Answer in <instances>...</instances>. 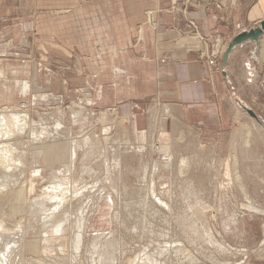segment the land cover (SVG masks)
Segmentation results:
<instances>
[{
    "label": "rangeland",
    "instance_id": "374dc122",
    "mask_svg": "<svg viewBox=\"0 0 264 264\" xmlns=\"http://www.w3.org/2000/svg\"><path fill=\"white\" fill-rule=\"evenodd\" d=\"M216 1L220 3L222 0ZM35 2L36 0H0V8L3 9V14L0 13V46L3 49L0 52L7 53L10 57H16L17 55L28 57L36 61L35 66L40 69V72L45 70L44 68H52L62 73L65 69V63L59 58L51 56L49 52L51 50L63 51V49L58 45L49 46L48 42L50 40L48 38H40V41L33 43L34 39L41 37L39 31L34 29L33 24L32 26L31 24L25 26V21H23L24 28L21 27L23 30L20 35V44L13 35L18 31L13 30L14 27L12 26L16 21L21 26L22 20L20 18L32 15L31 13L24 15L23 11L28 10V7H34ZM184 2L189 3L190 1L184 0ZM23 6L27 8L24 9ZM11 8L18 9L19 13L12 16L4 15L6 9ZM150 13L151 11L148 15ZM14 17L17 19L13 21ZM187 22L192 27L195 26L192 20H187ZM203 40L206 46L204 58L207 63L211 64L214 69L223 68L221 62L227 46L225 38L214 33L212 36L203 37ZM94 53L98 55L100 51L96 49ZM71 56L73 58V55ZM74 66L76 64L73 62V68ZM22 67L25 69L27 64H20V68ZM243 80L249 83L250 92L249 94L241 93L243 96L240 97L254 109L252 110L264 124V90L258 84V78L247 79L243 76ZM83 82V84H78L80 82L68 80V83L73 84L74 89L72 88L73 92L68 93L64 99L62 98L63 100H61L60 95L46 94V92L39 96L36 94L30 95L33 101L27 100V98L0 104V108L14 106V108L17 107L21 110V108L24 107L25 109L26 107L31 118L36 121L34 126L38 128L35 133H27L26 131L23 137L20 136L22 138L15 136L14 139H11L12 141L18 139L24 141L22 145H26L24 149L25 152L28 151L24 155V162H26L24 164L27 169L25 166V168L22 167L24 169L22 175L20 171L23 169L16 171L17 177L12 173V178L3 185L6 189L4 187V189H0L3 190L0 195V232L2 229L4 230L0 233L3 235H0V246L5 242L12 245V240H16V243L19 244V246L18 244L14 245L18 247L14 248L13 246L10 264H28L30 261L33 263L29 264H99L97 258L101 249L106 247L104 240L110 233L109 237L113 234L118 239L114 241L115 244L106 247L108 250L105 248L106 255L112 252L115 258L118 256L119 260L113 262V264H127L126 260L139 252L141 250L139 248L143 246H145L143 250L152 253H155L158 248L166 246L171 250L167 252L168 256H165L167 255L165 254L161 257L169 258L170 260H168L172 262L177 260V263L179 261L192 263L193 260L187 262V259H189L187 253H190V255L193 253L197 260L207 264L212 262L223 264V262L230 263L241 260H243V264H264V254L261 255L264 253L261 251L262 248L264 249V126L255 121L256 119L244 108L239 107L240 110L231 115L233 121L230 126L219 131L220 136L215 142H199L190 134L185 136L186 139H179L176 143L170 140L166 144L163 139L167 136L161 134L162 130H166L167 133V125L170 121V116L165 114L167 111L162 109L165 102L159 98L156 100V96H154L144 100H135L136 103L134 104H138L139 107L134 106L133 108L132 105L129 110L121 109V103L104 106L101 104V96L99 95L100 90L103 88L102 85L96 87L88 81ZM244 89L245 87L240 86V90ZM22 90L24 93L29 92L26 81L22 84ZM26 95L27 93L24 94V96ZM246 98H248V103L244 100ZM38 101L46 102L38 103ZM57 101L60 102L55 103ZM81 106H84L85 110L83 109L80 115H76L77 119L73 120L71 110L74 107ZM55 107L62 111L61 121L63 120L62 122L69 128L70 132L68 134L62 131L64 133H60L59 136L58 131L49 134H46L47 132L44 130L43 133L41 131L44 123L50 131L52 123L55 122L54 120L60 118L57 113L58 117L57 115L48 114ZM106 109L108 115L101 120V111H106ZM45 113L46 117H43ZM150 120L153 122L152 128H149ZM122 121L125 125L124 131L121 130L119 125ZM244 123L249 126L247 127L250 131H246L247 127L244 126ZM256 125L260 128H256ZM86 130L88 134H85ZM120 132L123 133V136ZM83 133L88 138L90 137L92 143L89 145L84 143V145L77 147L73 156L69 145L70 140L73 138L78 139L79 136L81 139L84 136ZM64 134L67 136H64ZM33 135L34 138H32ZM24 138H27L29 142L25 141ZM120 138L122 139L120 140ZM97 139H100V145ZM95 141L96 144L98 143L97 145L94 144ZM244 145L246 146L244 147ZM165 146L166 149H164ZM31 147L34 149H30ZM38 147H41V149ZM83 148H86V151ZM35 149L37 154L34 152ZM91 152L94 153L90 154ZM31 153H33V156ZM87 154L88 156H86ZM106 155L107 157H104ZM30 157L35 162H31ZM113 157L115 158L113 159ZM114 160L119 163H115ZM250 161H252L251 165ZM234 163L237 171L233 166ZM30 165L35 168L32 169ZM243 167L247 168L244 169ZM180 169L181 171H179ZM1 170L2 173L5 172L3 168H0V173ZM242 172L243 174H241ZM104 175L107 181L103 180ZM109 178L112 182L111 187L109 186ZM152 182H154V185ZM239 184L245 186L246 195L241 192L238 187ZM0 186L2 185L0 184ZM112 186L119 187H115V192L114 190L112 192ZM152 187L158 196L171 206L165 207L158 204L160 202L151 195ZM48 194L55 197L50 198ZM247 196L255 205L263 209L254 211L245 201L248 199ZM95 197L98 198L95 200ZM192 197L194 198L192 199ZM92 200L93 203H91ZM58 201L61 202L57 206ZM62 205L66 207L63 208L64 210ZM95 205L97 206L95 207ZM204 208L206 211L203 210ZM88 209H90V212ZM58 212H63V214L58 215ZM189 213L192 217L195 216V224H190L191 222L187 219L191 220V218L185 217ZM198 215H201L200 219ZM74 216L77 217L78 221ZM74 219L77 224L76 221L74 223ZM1 222L3 223L1 224ZM55 224H58L60 228L56 227L55 229V226H57ZM199 226H201L200 230L202 231L204 228L209 230L215 236V241H217L210 243L205 241L206 239L200 233L197 235L192 233L193 228ZM100 233H104L103 236ZM94 234L99 236L94 237ZM78 235L81 238H78ZM92 235H94L93 240ZM97 236L102 239L97 238ZM5 237L7 241H5ZM178 240L182 242L180 243ZM77 241L78 246H76ZM95 243L97 246H95ZM178 243L181 244V247L184 245L187 248L183 247L179 250L180 252H174V246ZM159 244H163V247H160ZM92 245L95 246V254ZM224 245L235 249L229 247L228 251L223 252L221 247H224ZM184 249L189 252H185ZM230 250H232V253L229 252ZM244 250L247 251L245 255H243ZM90 252L93 253L90 255ZM203 252L206 253L203 254ZM119 255L121 256L119 257ZM208 256H213L214 259ZM91 257L92 259H90ZM102 263L108 264L109 262Z\"/></svg>",
    "mask_w": 264,
    "mask_h": 264
},
{
    "label": "crops",
    "instance_id": "0c3cea01",
    "mask_svg": "<svg viewBox=\"0 0 264 264\" xmlns=\"http://www.w3.org/2000/svg\"><path fill=\"white\" fill-rule=\"evenodd\" d=\"M189 1L36 0L34 7L23 11L32 15L20 18L21 26L16 21L12 27L18 33L12 34L20 44L23 21L25 26L33 24L41 36L33 43L48 38L49 46L61 47L63 51L49 53L65 63V69L40 72L36 61L0 52V104L32 100L30 95L46 92L63 100L74 89L68 80L88 81L102 85L99 95L104 106L121 103V109L129 110L132 105L139 107L135 100L154 96L165 102L162 109L170 121L167 133L162 130L161 134L167 136L166 144L190 134L199 142H215L219 131L232 123L236 107L253 109L240 97L250 92L243 76L258 78L264 90V34L257 48L253 41H245L230 50L221 69L205 60L203 37L217 33L228 44L239 31L264 18V0ZM5 12L6 16L19 13L16 8ZM96 49L100 54L94 53ZM23 63L25 69L20 68ZM24 81L28 83L26 96ZM42 102L46 101H38Z\"/></svg>",
    "mask_w": 264,
    "mask_h": 264
},
{
    "label": "bare ground",
    "instance_id": "6f19581e",
    "mask_svg": "<svg viewBox=\"0 0 264 264\" xmlns=\"http://www.w3.org/2000/svg\"><path fill=\"white\" fill-rule=\"evenodd\" d=\"M222 63V62H221ZM222 66V65H221ZM222 67H224V66H222ZM263 81H264V79H263ZM263 81H262V84H263ZM264 85V84H263ZM78 104V103H77ZM20 107V106H19ZM68 108V107H67ZM85 107L84 106H81V107H74V109H72L71 110V113L73 114V120H75V119H77V117H76V115H80L82 112H83V109H84ZM165 108L167 109V107L165 106ZM23 109V110H22ZM85 110V109H84ZM238 110H240L239 108H237L236 107V110L235 111H237L238 112ZM102 113H101V120L102 119H105L106 118V116L108 115V110L106 109V111H101ZM50 113V115H52V116H56L57 114L59 115V117L60 118H57L56 120H54L55 122H51L52 123V126H51V128H50V131H48V128L46 127V123H44L43 124V127H41L42 128V133L44 132V131H46L47 133L46 134H49V133H53L54 131H58V133H59V136L62 134V133H64V132H62V131H65V134L67 133H69L70 131H69V128L61 121V115H62V111L59 109V108H53L52 109V111H50V112H48V114ZM57 113V114H56ZM40 114V113H39ZM44 114V113H43ZM171 114V113H170ZM40 115H42V114H40ZM49 115V116H50ZM58 115H57V117H58ZM88 115V114H87ZM39 116V115H38ZM83 116H84V114H83ZM154 116V115H153ZM42 117V116H41ZM43 117H46V113H45V116H43ZM85 117V116H84ZM171 117H172V115H171ZM49 118V117H48ZM56 118V117H55ZM54 118V119H55ZM63 118V117H62ZM44 119V118H43ZM43 119H41V120H43ZM53 119V118H52ZM49 120V119H48ZM82 120V119H81ZM38 121V120H37ZM44 121V120H43ZM51 121V120H50ZM49 121V122H50ZM255 121H257V120H255ZM254 122V121H253ZM258 122V121H257ZM39 123H42V122H39ZM153 123V122H152ZM152 123H150V125L152 124ZM48 124V123H47ZM257 124V123H256ZM261 126L262 125H264L263 123L261 124V123H259ZM34 125H36V121L35 120H33L32 118H31V116H30V113H29V110L25 107V109H24V107L23 108H21V110L19 109V108H17V107H15L14 108V106L13 107H10V106H6V107H1L0 108V168H3L4 170H5V172L4 173H2V170H1V173H0V184L2 185V186H0V189H4L5 188V186H3L4 185V183L6 184V183H8V181H9V179H11L12 178V173L16 176L17 175V173H16V171H20L21 169H23L22 167H24L25 166V164L24 163H26V162H24L25 160H24V155H25V153L27 152L28 153V151H26L25 152V149H24V147L26 146H24V145H22L23 144V140H21V139H18V140H16V141H12L11 139H14V137L15 136H22L23 137V135L26 133V131H27V133H29V132H31V133H35V131L38 129V128H36V126H34ZM41 125V124H40ZM51 125V124H50ZM120 125V127H121V130H123V128L125 127V125H124V123H123V121H122V123H120L119 124ZM243 125V124H242ZM246 124L244 123V126H245ZM172 126V125H171ZM174 126V125H173ZM176 126V125H175ZM248 125H246V127H247ZM253 126V125H252ZM92 127V126H91ZM90 127V128H91ZM109 127V126H108ZM242 127V126H241ZM249 127V126H248ZM248 127H247V130L246 131H250V129L248 130ZM256 128H260V126H258V125H256L255 126ZM40 128V129H41ZM46 128H47V130H46ZM158 128V127H157ZM86 129V128H85ZM105 129V128H104ZM244 129V128H243ZM44 130V131H43ZM84 130V129H83ZM103 130V129H102ZM173 130H175V127H174V129ZM262 130V129H261ZM109 131V130H108ZM124 131V130H123ZM126 131V130H125ZM117 132V131H116ZM115 132V133H116ZM241 132V131H240ZM41 133V134H42ZM61 133V134H60ZM119 133V132H118ZM121 134H122V136H123V133L122 132H120ZM127 133V132H126ZM248 133V132H247ZM64 134V136H67V135H65ZM84 134V133H83ZM85 134H88L87 133V130H86V133ZM84 134V136H82L81 137V139L79 138V137H77L78 139H80V140H78V139H71L70 140V148H71V154L74 156V154H75V152H76V148L77 147H79V146H81L82 144L84 145V143L85 144H87V145H89L90 143H92L91 142V139H90V137L88 138L86 135ZM156 134V133H155ZM173 134H174V132H173ZM245 134V133H244ZM243 134V135H244ZM27 135V134H26ZM45 135V134H44ZM43 135V136H44ZM109 135V134H108ZM112 135H114V134H112ZM248 135V134H247ZM29 136V135H28ZM47 136V135H46ZM86 136V137H85ZM95 136V135H94ZM105 136H106V134H105ZM110 136V135H109ZM116 136V135H115ZM121 136V137H122ZM244 136H246V135H244ZM251 136V135H250ZM263 136H264V134H263ZM262 136V137H263ZM18 137V138H19ZM22 137H20V138H22ZM30 137V136H29ZM39 137V136H38ZM41 137V136H40ZM39 137V138H40ZM45 137V136H44ZM48 137V136H47ZM111 137V136H110ZM126 137V136H125ZM17 138V137H16ZM32 138H34V135L32 136ZM36 138V137H35ZM39 138H37V139H39ZM67 138V137H66ZM112 138V137H111ZM178 138H180L179 136L176 138H174L173 140L174 141H177V139ZM251 138V137H250ZM24 139H26L25 141H28L27 140V138H24ZM37 139H35V140H37ZM45 139V138H44ZM43 139V140H44ZM48 139V138H47ZM70 139V138H69ZM122 138H120V140H121ZM247 139V138H246ZM254 139H256V138H254ZM31 140V139H30ZM33 140V139H32ZM41 140V139H40ZM51 140V139H50ZM98 140V142H99V140L100 139H97ZM107 140V139H106ZM34 141V140H33ZM45 141V140H44ZM173 141V142H174ZM244 141V140H243ZM256 141H257V139H256ZM29 142V141H28ZM35 142V141H34ZM108 142V141H107ZM112 142V141H111ZM110 142V143H111ZM233 142H235V141H233ZM246 142V141H245ZM31 143V142H30ZM104 143H105V141H104ZM103 143V144H104ZM123 143H125V142H123ZM176 143V142H175ZM248 143V142H247ZM24 144H26V143H24ZM94 144L95 145H97L96 144V141L94 142ZM112 144V143H111ZM115 144H116V141H115ZM114 144V145H115ZM28 145V144H27ZM93 145V144H92ZM99 145H100V142H99ZM104 145H107V144H104ZM124 145H126V144H124ZM246 145H244V147H245ZM28 147V146H27ZM26 147V148H27ZM36 147V146H35ZM91 147V146H90ZM102 147V146H101ZM111 147V145L109 146V148ZM115 147V146H114ZM39 148V147H38ZM38 148H36V149H38ZM69 148V149H70ZM88 148V147H87ZM95 148V147H94ZM105 148H107V147H105ZM30 149H34V148H30ZM35 149V153H36V150ZM39 149H41V147L39 148ZM82 149V148H81ZM83 149H85V151H86V148H83ZM89 149V148H88ZM113 149V148H112ZM111 149V150H112ZM250 149H252V148H250ZM90 150H91V148H90ZM95 150H97V149H95ZM105 150V149H104ZM107 150V149H106ZM30 151V150H29ZM32 151V150H31ZM80 151V150H79ZM78 151V152H79ZM84 151V150H83ZM89 151V150H88ZM92 151V150H91ZM110 151V150H109ZM108 151V152H109ZM113 151V150H112ZM248 151H249V148H248ZM69 152V151H68ZM95 152V151H94ZM94 152H91L90 154H93ZM97 152V151H96ZM101 152V151H100ZM26 153V154H27ZM86 153V152H85ZM87 153H89V152H87ZM33 153H31V155H32ZM37 154V153H36ZM40 154V153H39ZM84 154V153H83ZM98 154V153H97ZM248 154H249V152H248ZM251 154V153H250ZM110 155V154H109ZM116 155V154H115ZM120 155V154H119ZM246 155V154H245ZM33 156V155H32ZM35 156V155H34ZM37 156H39V155H37ZM36 156V157H37ZM72 156V157H73ZM77 156V155H76ZM81 156V155H80ZM82 156H85V155H82ZM86 156H88V154L86 155ZM170 156H171V154H170ZM247 156H249V155H247ZM27 157V156H26ZM71 157V158H72ZM90 157V156H89ZM104 157H107V155L106 156H104ZM252 157V156H251ZM31 158V157H30ZM35 158V157H34ZM112 158V157H111ZM115 157H113V159H114ZM116 158H118V157H116ZM169 158V157H168ZM245 158H247L246 156H245ZM28 159V158H27ZM26 159V160H27ZM32 159V158H31ZM36 159V158H35ZM40 159H42V158H40ZM77 159V158H76ZM85 160H86V158H85ZM107 160V159H106ZM250 160V159H249ZM34 160L32 159L31 160V162H33ZM38 161V160H37ZM40 161V160H39ZM75 161V160H74ZM87 161V160H86ZM111 161V160H110ZM114 161H116V160H114ZM165 161H167V160H165ZM234 161H236L235 159H234ZM35 162V161H34ZM182 162V161H181ZM185 162V161H184ZM77 163V162H76ZM84 163V162H83ZM115 163H119V162H115ZM166 163V162H165ZM251 163H252V161H250V165H251ZM30 164V163H29ZM32 164V163H31ZM87 164H88V162H87ZM108 164V163H107ZM106 164V165H107ZM167 164V163H166ZM182 164V163H181ZM180 164V165H181ZM184 164V163H183ZM34 165V164H33ZM32 165V166H33ZM82 165V164H81ZM105 165V166H106ZM117 165V164H116ZM123 165V164H122ZM249 165V164H248ZM31 166V165H30ZM31 166V167H32ZM75 166V165H74ZM84 166V165H83ZM167 166V165H166ZM234 168H235V170H236V166H235V163H234ZM242 166V165H241ZM246 166V165H245ZM26 167V166H25ZM24 167V168H25ZM29 167V166H28ZM107 167V166H106ZM111 167V166H110ZM181 167V166H180ZM248 167V166H247ZM247 167H243L244 169H246ZM35 168V167H34ZM33 167H32V169H34ZM71 168V167H70ZM78 168V167H77ZM84 168V167H83ZM82 168V169H83ZM242 168V169H243ZM11 169H15V170H11ZM26 169H27V167H26ZM185 169V168H184ZM188 169V168H187ZM89 170V169H88ZM183 170V169H182ZM234 170V169H233ZM24 171V169L23 170H21L20 171V174L22 175V172ZM83 171V170H82ZM84 171H86V170H84ZM107 171V170H106ZM109 171V170H108ZM115 171V170H114ZM179 171H181V169L179 170ZM186 171V170H185ZM184 171V172H185ZM237 171V170H236ZM15 172V173H14ZM27 172V171H26ZM104 173V172H103ZM108 173V172H107ZM236 173V172H235ZM26 174V173H25ZM57 174V173H56ZM105 174V173H104ZM109 174H110V172H109ZM241 174H243V172L241 173ZM20 175V176H21ZM24 175V174H23ZM52 175V174H51ZM62 175V174H61ZM61 175H59V177H61ZM106 175V174H105ZM105 175H104V177H103V180L105 179ZM18 176V175H17ZM16 176V177H17ZM19 176V177H20ZM25 176V175H24ZM57 176V175H56ZM108 176V175H107ZM239 176V175H238ZM53 177H54V175H53ZM58 177V178H59ZM67 177V176H66ZM110 177V176H109ZM113 177V176H112ZM263 177H264V175H263ZM62 178V177H61ZM65 178V177H64ZM236 178V177H235ZM261 178V177H260ZM52 179V178H51ZM50 179V180H51ZM67 179V178H66ZM99 179V178H98ZM262 179V178H261ZM14 180V179H13ZM20 180V179H19ZM53 180V179H52ZM56 180V179H55ZM106 180V179H105ZM152 180H153V177H152ZM12 181V180H11ZM10 181V182H11ZM107 181V180H106ZM105 181V183L107 184V182ZM109 182H110V187H111V180H110V178H109V180H108ZM245 181V180H244ZM17 182V181H16ZM16 182H14V183H16ZM114 183H115V181H114ZM153 183V185H154V182H152ZM10 184V183H9ZM17 184V183H16ZM82 184V183H81ZM94 184V183H93ZM96 184V183H95ZM237 184V183H236ZM10 185H13L12 183L10 184ZM99 185V184H98ZM153 185H151V186H153ZM49 186V185H48ZM192 186V185H191ZM4 187V188H3ZM7 187V186H6ZM115 187H117V186H112V192H113V190L115 189ZM119 187V186H118ZM117 187V188H118ZM238 187L240 188V190H241V192L243 193V195H246V188H245V186L243 185V184H239L238 185ZM9 188V187H8ZM7 188V189H8ZM12 188V187H11ZM184 188V187H183ZM6 189V188H5ZM49 189H51L50 187H49ZM81 189V188H80ZM152 190H151V195H153V197H154V199H156V200H158V202H160V203H158V204H162V205H164L165 207H168V206H171V205H169L168 203H167V201H165V200H163L160 196H158V194L153 190V187L151 188ZM197 189V188H196ZM233 190V189H232ZM238 190V189H237ZM2 191V192H1ZM5 191V190H4ZM52 191V190H51ZM50 191V192H51ZM104 191H106V190H104ZM117 191V190H116ZM122 191V190H121ZM188 191V190H187ZM249 191V190H248ZM64 192H65V190H64ZM107 192V191H106ZM114 192H115V190H114ZM118 192V191H117ZM197 192V191H196ZM1 193H3V190H0V195H1ZM54 193V192H53ZM92 193V192H91ZM108 193V192H107ZM120 193V192H119ZM186 193H188V192H186ZM195 193V192H194ZM198 193V192H197ZM103 194V193H102ZM192 194V193H191ZM49 195V194H48ZM119 195V194H118ZM122 195V194H121ZM186 195V194H185ZM41 196V195H40ZM45 196V195H44ZM102 196V195H101ZM41 197H43V196H41ZM49 197L50 198H52V197H55L54 195H49ZM92 197V196H91ZM114 197H116V196H114ZM118 197H121V196H118ZM146 197V196H145ZM149 197V196H148ZM190 197V196H189ZM0 198H1V196H0ZM96 198H98V197H95V200H96ZM112 198V197H111ZM185 198V197H184ZM194 197H192V199H193ZM198 198V197H197ZM247 200H245V201H247V205H249V206H251V208H253V210L254 211H259L260 209H263L262 207H259L258 205H255L250 199H249V196H247ZM6 199V198H5ZM42 199V198H41ZM41 199H39V200H41ZM100 199V198H99ZM149 199V198H148ZM189 199V198H188ZM192 199L190 200V202L192 201ZM199 199V198H198ZM4 200V199H3ZM2 200V201H3ZM37 200V199H36ZM43 200V199H42ZM94 200V202H96ZM126 200V199H125ZM102 201V200H101ZM110 201V200H109ZM114 201V200H113ZM186 201V200H185ZM194 201V200H193ZM199 201H201V200H199ZM36 202H38V201H36ZM40 202H42V201H40ZM60 202L61 201H58L57 203H56V205L58 206V205H60ZM98 202V201H97ZM190 202H189V204H190ZM229 202H230V200H229ZM258 202V201H257ZM91 203H93V200H92V202ZM111 203V202H110ZM145 203V202H144ZM143 203V204H144ZM187 203V202H186ZM198 203V202H197ZM208 203V202H207ZM206 203V204H207ZM213 203V202H212ZM201 204V203H200ZM258 204V203H257ZM93 205V204H92ZM186 205H188V204H186ZM192 205V204H191ZM204 205H205V203H204ZM203 205V206H204ZM212 205V204H211ZM56 206V207H57ZM63 206V205H62ZM65 206V205H64ZM62 207V209L63 208H66V207ZM97 205H95V207H96ZM190 206V205H189ZM94 207V206H93ZM92 207V208H93ZM182 207V206H181ZM209 207V206H208ZM191 208V207H190ZM91 209V208H90ZM90 209H88V211L90 210ZM172 209V208H171ZM232 209V208H231ZM245 209V208H244ZM64 210V209H63ZM95 210V209H94ZM115 210V209H114ZM193 210V209H192ZM195 210H196V208H195ZM203 210H205V208L203 209ZM1 211V210H0ZM80 211V210H79ZM83 211V210H82ZM116 211V210H115ZM184 211V210H183ZM191 211V210H190ZM206 211V210H205ZM230 211V210H229ZM251 211V210H250ZM262 211V210H261ZM90 212V211H89ZM117 212H118V210H117ZM170 212V211H169ZM182 212V211H181ZM193 212H194V210H193ZM197 212H199V211H197ZM204 212V211H203ZM115 213V212H114ZM119 213V212H118ZM256 213V212H255ZM59 214H63V212H61V213H59L58 212V215ZM183 214H185V213H183ZM183 214H181V215H183ZM195 214H196V212H195ZM202 214V213H201ZM232 214V213H231ZM259 214V213H258ZM86 215V214H85ZM89 215V214H88ZM117 215V214H116ZM115 215V216H116ZM119 215V214H118ZM189 215V216H188ZM188 215H186L185 217L186 218H191V220H189V219H187L189 222H191L190 224H192V223H194L195 224V222H194V220H195V216L194 217H192L191 216V214L189 213ZM234 215H235V213H234ZM260 215V214H259ZM61 216V215H60ZM64 216V215H63ZM69 216V215H68ZM81 216V215H80ZM114 216V217H115ZM199 216V215H198ZM201 216V215H200ZM199 216V219L201 218ZM230 216V215H229ZM56 217V216H55ZM58 217V216H57ZM75 217V216H74ZM86 217V216H85ZM113 217V216H112ZM181 217V216H180ZM183 217V216H182ZM196 217H197V215H196ZM52 218H54V217H52ZM65 218V217H64ZM80 218V217H79ZM179 218V217H178ZM198 218V217H197ZM235 218V217H234ZM75 219L77 220V217H75ZM74 219V223H75V220ZM86 219V218H85ZM89 219V218H88ZM205 219V218H204ZM233 219V218H232ZM2 220V219H1ZM62 220V219H61ZM80 220V219H79ZM87 220V219H86ZM86 220H84V221H86ZM114 220V219H113ZM202 220H203V218H202ZM230 220H231V218H230ZM229 220V221H230ZM58 221H60V220H58ZM78 221V220H77ZM77 221H76V224H77ZM180 221H182V220H180ZM61 222V221H60ZM82 222V221H81ZM186 222V221H185ZM3 222H1V224H2ZM58 223V222H57ZM86 223V222H85ZM188 223V222H187ZM116 224V223H115ZM205 224H207V223H205ZM55 225H57V226H55ZM54 226H55V229H56V227H58V228H60L59 227V225L58 224H55ZM182 225V224H181ZM208 225V224H207ZM4 226V225H3ZM85 226V225H84ZM63 227V226H62ZM200 227L201 226H199L198 228H193L194 229V231H192V233H195L196 235L198 234V233H200L201 235H203V238H205L206 240L205 241H207V242H210V243H214V242H216L215 241V236H213L212 235V233L209 231V230H207V229H203V231L202 230H200ZM204 227V226H203ZM78 228V227H77ZM192 228V227H191ZM8 229V228H7ZM62 229V228H61ZM71 229H73L72 227H71ZM80 229V228H79ZM186 229V228H185ZM263 229H264V226H263ZM1 230V229H0ZM76 230H78V229H76ZM2 231H4L3 229H2ZM1 231V232H2ZM57 231L59 232V230L57 229ZM82 231V230H81ZM114 231V230H113ZM187 231V230H186ZM189 231V230H188ZM0 232V233H1ZM7 232V231H6ZM111 232V231H110ZM185 232V231H184ZM239 232V231H238ZM17 233V232H16ZM78 233V232H77ZM76 233V234H77ZM81 233V232H80ZM79 233V234H80ZM98 233V232H97ZM102 233V232H101ZM100 233V234H101ZM114 233V232H113ZM2 234H4V233H2ZM7 234H8V232H7ZM104 234V233H103ZM103 234H101L102 236H103ZM107 234V233H106ZM111 234V233H110ZM110 234H108V237L107 238H105V240H104V244H105V246L107 247V246H112L113 245V243H114V241H117L118 239H116V235L115 236H113V234H112V236H110L109 237V235ZM115 234V233H114ZM1 235V234H0ZM9 235V234H8ZM95 235V236H94ZM94 235H92V240H93V238L94 237H96V235H98V234H94ZM192 235H194V234H192ZM195 235V236H196ZM1 236H3V235H1ZM6 236V235H5ZM94 236V237H93ZM99 236V235H98ZM97 236V238H101V237H98ZM191 236V235H190ZM7 237V236H6ZM5 237V241H7L6 238ZM74 237H76V236H74ZM80 237V235H78V238ZM81 238V237H80ZM118 238V237H117ZM195 238V237H194ZM75 239H77V238H75ZM89 239H91V238H89ZM96 239V238H95ZM98 239V240H99ZM102 239V238H101ZM120 239V238H119ZM79 241V240H78ZM78 241L76 242L77 243V245L76 246H78ZM90 241V240H89ZM100 241V240H99ZM73 242H74V240H73ZM72 242V243H73ZM80 242V241H79ZM94 242V241H93ZM96 242V241H95ZM102 242H103V240H102ZM119 242V241H118ZM117 242V243H118ZM178 242H180L179 240H178ZM182 242V241H181ZM180 242V243H181ZM2 243V242H1ZM3 243H4V241H3ZM99 243V242H98ZM121 243V242H120ZM119 243V244H120ZM122 243H124L123 241H122ZM172 243V242H171ZM180 243H178L177 245H175L174 246V252L175 251H178V252H180L179 250H181V248L183 249V247H184V245H182L183 247H181L180 245ZM223 243V242H222ZM6 244V245H5ZM5 244H3L2 246H0V264H10V256L12 255V250H13V246L14 245H16V244H18V243H16V240H12V245H10V244H7V242H5ZM96 244V243H95ZM107 244V245H106ZM115 244V243H114ZM164 244V243H163ZM162 244V245H163ZM168 244V243H167ZM197 244H198V242H197ZM99 245H100V243H99ZM98 245V246H99ZM120 245H122L123 246V244H120ZM161 244H159V246H160ZM160 246V247H163V246ZM211 245V244H210ZM18 246H19V244H18ZM18 246H14V248L15 247H18ZM74 246V245H73ZM91 246V245H90ZM92 246H94V245H92ZM95 246H97V244L95 245ZM95 246H94V248H93V252H94V254H95V252L96 251H94V249H95ZM104 246V247H105ZM119 246V245H118ZM33 247V246H32ZM103 247V246H102ZM105 247V248H106ZM114 247V246H113ZM229 247H230V249H235V248H231V246H228V247H226L225 245H224V247L222 246L221 247V249H222V251L224 252V251H228V249H229ZM77 248V247H76ZM105 248L104 249H101V251H100V254H99V257L97 258L98 259V262H100V263H102V262H109V263H112L113 264V262H117V260H119L118 259V256L115 258L114 257V255H113V253L112 252H110V253H107V255H106V250H105ZM115 248V247H114ZM119 248V247H118ZM121 248V247H120ZM145 248V246H143L142 248H139V249H141L139 252H137L134 256H131V258L129 257L127 260H126V263L127 264H207V263H205V262H202V261H199V260H197L196 259V257L194 256V254L193 253H191V255H190V253H187V258H189V259H185L187 262H189V261H192L193 260V262L192 263H184V262H180L179 261V263H177L176 261L177 260H175V262H174V260H173V262L172 261H169L168 259H166V258H162L161 256L162 255H165V254H167V255H165V256H168V251L170 252V250L165 246L164 248H158V250H156L155 251V253H152V252H147V251H145V250H143ZM166 248V249H165ZM185 248V247H184ZM187 248V247H186ZM185 248V249H186ZM204 248V247H203ZM259 248V247H258ZM88 249V248H87ZM91 249V248H90ZM90 249H89V251H90ZM107 250H108V248H106ZM111 249V248H110ZM124 249V248H123ZM156 249V248H155ZM184 249V250H185ZM199 249V248H198ZM96 250V249H95ZM114 250V249H113ZM121 251H123L122 249H120ZM119 250V251H120ZM173 250V249H172ZM259 250V249H258ZM98 251V250H97ZM118 251V250H117ZM120 251V252H121ZM127 251V250H126ZM188 251V250H187ZM186 250H185V252H187ZM191 251V250H190ZM204 251H206V250H204ZM221 251V250H220ZM232 250H230L229 252H231ZM261 251L262 252H264V249L262 248L261 249ZM93 252H90V255H91V253H93ZM114 252V251H113ZM116 252V251H115ZM182 252V251H181ZM184 252V251H183ZM189 252V251H188ZM234 252V251H233ZM89 253V252H88ZM172 253V252H171ZM206 252H203V254H205ZM232 253V252H231ZM117 254V253H116ZM121 254V253H120ZM193 254V255H192ZM245 254H247V251H245L244 250V252H243V255H245ZM264 253H262L261 255H263ZM174 255H175V253H174ZM260 255V254H259ZM116 256V255H115ZM121 255H119V257H120ZM164 256V257H165ZM177 256V255H176ZM175 256V257H176ZM17 257V256H16ZM92 257H93V255H92ZM92 257L90 258V259H92ZM95 257V256H94ZM169 257H170V255H169ZM208 257H210L211 259H212V257L213 256H208ZM244 257V256H243ZM19 258V257H18ZM17 258V259H18ZM77 258V257H76ZM177 258V257H176ZM33 259V258H32ZM61 259V258H60ZM94 259V258H93ZM213 259H214V257H213ZM13 260H14V258H13ZM96 260V259H95ZM94 260V261H95ZM18 261V260H17ZM63 261V260H62ZM77 261V260H76ZM87 261V260H86ZM89 261V260H88ZM93 261V260H92ZM93 261V262H94ZM121 261V260H120ZM182 261V260H181ZM214 261V260H213ZM243 260H241V261H237V262H235V261H232V262H230V263H227V262H223V264H243V262H242ZM32 261H30L29 263H31ZM222 262V261H221ZM21 263H22V261H21ZM28 263V264H29ZM33 263V262H32ZM99 263V264H100ZM108 263V264H109ZM119 263V262H118ZM18 264V263H17ZM24 264V263H23ZM26 264V263H25ZM35 264V263H34ZM89 264V263H88ZM103 264V263H102ZM117 264V263H116ZM211 264H220V263H215V262H212Z\"/></svg>",
    "mask_w": 264,
    "mask_h": 264
},
{
    "label": "water",
    "instance_id": "95a60500",
    "mask_svg": "<svg viewBox=\"0 0 264 264\" xmlns=\"http://www.w3.org/2000/svg\"><path fill=\"white\" fill-rule=\"evenodd\" d=\"M264 34V18L257 21V23L253 26L248 27L247 29H243L239 31L227 44L223 57H222V63L221 65L224 66L226 59L228 58L230 50H232L235 46L241 44L245 41H253L255 44V47L258 46V39ZM264 84V81H263ZM243 108L252 116L254 117L258 123L262 124V121L260 118L256 115V113L246 106H243ZM264 126V125H262Z\"/></svg>",
    "mask_w": 264,
    "mask_h": 264
}]
</instances>
